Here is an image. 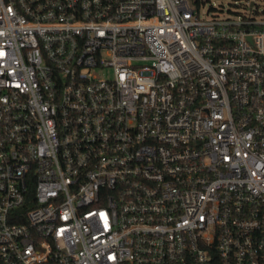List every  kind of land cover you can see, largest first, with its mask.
Wrapping results in <instances>:
<instances>
[{
    "label": "built area",
    "instance_id": "2783aa9c",
    "mask_svg": "<svg viewBox=\"0 0 264 264\" xmlns=\"http://www.w3.org/2000/svg\"><path fill=\"white\" fill-rule=\"evenodd\" d=\"M245 2L0 0V264H264Z\"/></svg>",
    "mask_w": 264,
    "mask_h": 264
},
{
    "label": "rangeland",
    "instance_id": "374dc122",
    "mask_svg": "<svg viewBox=\"0 0 264 264\" xmlns=\"http://www.w3.org/2000/svg\"><path fill=\"white\" fill-rule=\"evenodd\" d=\"M202 3L201 14L206 15L207 13L221 14V16L231 15V11L234 12H245L247 9L245 0H204ZM237 1V2H236ZM256 1L261 6H264V0H251ZM110 71L107 70V73Z\"/></svg>",
    "mask_w": 264,
    "mask_h": 264
},
{
    "label": "trees",
    "instance_id": "16d2710c",
    "mask_svg": "<svg viewBox=\"0 0 264 264\" xmlns=\"http://www.w3.org/2000/svg\"><path fill=\"white\" fill-rule=\"evenodd\" d=\"M195 1H196V4L199 5V6H200L202 3H205L204 0H195Z\"/></svg>",
    "mask_w": 264,
    "mask_h": 264
}]
</instances>
